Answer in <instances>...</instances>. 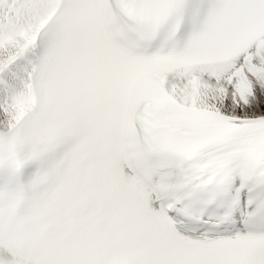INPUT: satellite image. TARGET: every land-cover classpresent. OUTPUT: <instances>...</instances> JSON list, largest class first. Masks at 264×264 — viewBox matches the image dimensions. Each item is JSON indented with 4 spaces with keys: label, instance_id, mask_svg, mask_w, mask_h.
Instances as JSON below:
<instances>
[{
    "label": "snow or ice",
    "instance_id": "obj_1",
    "mask_svg": "<svg viewBox=\"0 0 264 264\" xmlns=\"http://www.w3.org/2000/svg\"><path fill=\"white\" fill-rule=\"evenodd\" d=\"M0 264H264V0H0Z\"/></svg>",
    "mask_w": 264,
    "mask_h": 264
}]
</instances>
